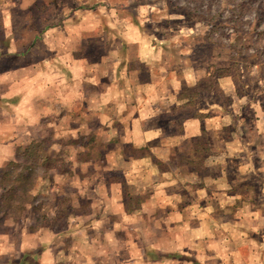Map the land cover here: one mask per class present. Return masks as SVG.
<instances>
[{
	"label": "crops",
	"instance_id": "crops-1",
	"mask_svg": "<svg viewBox=\"0 0 264 264\" xmlns=\"http://www.w3.org/2000/svg\"><path fill=\"white\" fill-rule=\"evenodd\" d=\"M33 1L38 0H25L16 9L12 0H0L1 178L10 163L24 160V151L30 145L50 148L48 136L52 147L71 138L79 146L73 151L90 161L94 159L93 154L90 156L93 149L104 150L111 159V154L118 151L114 158L122 161L124 157L137 168L146 166L143 175L149 173L153 179L146 187L150 190L146 203H154L153 207L142 211L143 215H132L131 220L164 223L163 250L147 247L144 261L264 264V213L260 211L264 207L262 66L248 64V69L252 66L244 87L228 70L205 67L206 56L194 43L195 34L182 41L179 55L174 57L170 43L164 45L144 34L139 24L108 18L113 10L122 17L135 15L138 21L145 8L154 13L150 0L141 10V4L127 0H44L46 8L52 10L43 18L42 10L36 9L38 13L33 9L28 15L27 7L32 8ZM110 28L117 29L119 38L103 40ZM165 55L170 63L179 60L183 64L185 69L178 76L165 59L162 61ZM177 110L188 115L171 121L177 123V129L169 133L164 121ZM108 111L113 115L111 120ZM172 140L176 144L189 142L194 150L189 157L186 153L171 155L167 146ZM219 142L223 148L217 151ZM159 148L165 154L159 155ZM55 152L53 157L58 159L59 151ZM203 161L207 162L205 175ZM122 167L109 169L106 182L91 187L94 192L104 187L103 192L108 193L99 207L124 203L126 177L121 175ZM184 170L187 172L182 173ZM142 171L136 177L140 178ZM54 173L59 175L57 170ZM239 176L242 178L234 182L233 178ZM221 184L226 189L221 190ZM143 189L139 187V191ZM4 191L0 186L1 201ZM162 191L166 197L174 194L176 201L154 197ZM187 192L190 199H180ZM249 192L251 196L246 194ZM249 206L254 213L239 214L240 207ZM219 208H224L226 221L236 224L231 232L220 228ZM107 217L89 216L84 220L96 223ZM29 220L35 232L26 230ZM43 222L39 216L21 219L0 215V264H60L57 245L63 234L55 232L53 222H49V241L45 243ZM242 223H248L250 229L261 226L251 231ZM118 225L107 235L99 226L93 229L99 230L93 235L96 253L106 248L105 237H114L110 246L119 243L116 233L122 225ZM132 232L137 235L138 249L141 234ZM120 236L122 242L124 234ZM146 236L152 244L159 235L151 238L147 230ZM62 263L70 264L66 260Z\"/></svg>",
	"mask_w": 264,
	"mask_h": 264
},
{
	"label": "rangeland",
	"instance_id": "rangeland-1",
	"mask_svg": "<svg viewBox=\"0 0 264 264\" xmlns=\"http://www.w3.org/2000/svg\"><path fill=\"white\" fill-rule=\"evenodd\" d=\"M45 1L49 2L50 0ZM12 2L15 3L16 9L18 5L25 4V0H12ZM33 2V5L32 2L30 4L32 8L27 7L28 15L33 14V9H35V12H38L36 9L42 10V18L43 15H46V17L49 14L51 15L52 8H46L44 0ZM126 2L141 4V10L144 7L143 5H147L148 0H127ZM149 2L154 7V13L151 14L145 8L140 11L138 21L135 15L122 17L118 16L113 10H111L112 14H109L108 18L116 17L117 20L120 17L123 22L133 21L139 24L140 27H144V34L152 35V38H155L159 43H164V45L168 46L166 43H170L171 53L174 57H178V46L182 41L189 40L190 36L195 34L197 39L194 43L203 48L206 56L205 67L214 68L216 66L215 69L218 71H221L222 67L223 70H228L235 77L240 76L239 82H243V84L246 82L247 74L252 66L248 69V64L257 63L264 69V0H150ZM110 5V7H115L112 6L114 4ZM26 12L20 11L22 15ZM116 30L108 29L107 33L103 34V40L107 38L118 39L119 33ZM106 34L108 35L106 36ZM167 49L169 50V47ZM166 58L165 55L162 61L165 59V64L170 65L169 69L176 76L185 69L179 60L170 63ZM155 65H157L156 62ZM189 90H187V93L191 94ZM183 113L179 110L169 113L166 118L167 121H164L169 133H174L177 129V123L171 124V121L180 120ZM106 115L109 120L113 119L110 111ZM183 115L187 116L188 113ZM87 130L85 129V132ZM47 139L50 146L48 153L51 159L47 163L36 160L28 161L27 166L35 167L27 170L30 173L28 180H25L24 177L18 179V174L26 162L21 159L18 160L21 166L13 167L7 176L2 178L0 176V186L5 190L4 197L2 201L0 200V215L21 217V219L23 217L30 219L39 216L44 221L42 232L45 243L49 241V234L47 233L50 227L49 222H53L51 226L54 231L63 234L61 235L62 238L60 237V243L57 245V248L60 249L59 256L62 260L69 261L70 264H152V262L144 261L143 253L147 247L156 248L159 251L163 250L161 238L164 223H134V220H131L132 215H143L142 211L147 212L148 208L154 205V203H150L151 205L148 206L146 203L147 200H150L146 197L150 191L146 187L148 181L152 182L153 180L151 174L145 173L143 175L146 166L137 168V165L129 164L124 157L122 161H119V159L114 158V154L118 157V151L111 154L113 156V159H111L106 157L104 150L93 149L90 156L93 154L94 159L92 161L86 160L73 151L79 146L76 147L71 138L69 140L63 139L62 143H67L65 145L60 143L53 145V147L49 136ZM176 143V140L170 141L169 146H167V153H171V155L186 153L189 157L188 154L194 150L189 142ZM202 145L205 144L202 143ZM222 148L220 142L215 146L217 151ZM55 151H59L58 160L53 157ZM107 151L109 150L107 149ZM129 151L130 149H128ZM157 153L159 155L165 154L160 148ZM128 154L131 155V153ZM204 154L202 152L203 156ZM68 156L71 157L68 158ZM116 165L117 167L118 165L123 166L121 175L126 177V184L123 189L124 203L119 206L99 207V205H102L101 200H104L107 192H103L104 187L98 188L97 192L92 191L91 187L106 182V171ZM206 165L207 162L203 161L201 166L204 170L203 175L207 173L205 171ZM56 170L59 172L57 176L54 175ZM140 171H142L141 177H136ZM184 172L186 173L187 170L182 171V173ZM239 178H242V176L234 177L233 181L235 182ZM219 186L222 187L221 190L227 187L222 184ZM139 187L140 189L145 188L139 191ZM186 188L188 190V187ZM189 193H184L185 195L181 196L180 199L188 201L190 199ZM165 194L164 191L157 192L154 197L167 200L168 197L170 199L175 197L174 194L170 195L169 193L168 197L164 196ZM224 194L226 195V193ZM246 194L252 195L250 192ZM173 201L176 200L173 199ZM142 204H144V210L139 208V205ZM138 209L141 212H136ZM223 209L219 208L218 210L220 212L218 219L222 221L220 222V228L231 232L236 228V224L226 221L228 217L223 214ZM253 210L251 206L249 208L240 207L239 214L248 216L254 213ZM260 211L264 213V207H261ZM106 214L108 216L107 220H96V223H92L91 220H84L89 216L99 218ZM21 223L23 225V222ZM115 225H122L120 232L116 233V239L119 243L110 246L109 244L115 241L114 237H105L103 238V246L106 248H101L104 250H97L96 253L93 235H95L94 232L99 230L94 231L93 229L99 226L101 231H107V235L108 230L114 231ZM242 225L251 231L255 227L259 229L261 226L256 224L250 229L248 223H242ZM25 228L29 232H35L34 226L30 225V220ZM147 230H149L151 238H154L155 234L159 235L157 237L158 241L151 244V240L146 236ZM132 231L138 232V235L141 234L138 249H136L137 235ZM121 234H124L125 237L122 242L120 241ZM204 251L206 250L204 249ZM61 259H59L60 264H65L62 263ZM157 264H163V262L159 261Z\"/></svg>",
	"mask_w": 264,
	"mask_h": 264
},
{
	"label": "trees",
	"instance_id": "trees-1",
	"mask_svg": "<svg viewBox=\"0 0 264 264\" xmlns=\"http://www.w3.org/2000/svg\"><path fill=\"white\" fill-rule=\"evenodd\" d=\"M239 78H241L239 76ZM151 146V145H149ZM148 146V147H149ZM143 149H148L147 147ZM203 151L207 150L206 148H202ZM51 159L49 153H48V148L45 146V144H32L29 147H27L24 151V160L26 161L21 169V171L18 174V179H21L24 177L25 180H28L30 177V173H28L27 170L30 168H33V166L29 165L27 166L26 163L30 160H36V161H42L43 163H47ZM58 160V159H57ZM21 166V163L18 162H12L10 163L6 169H4V172L6 173L5 176L10 174L11 170L15 166ZM34 165V164H33ZM36 166V165H34ZM161 166V163H160ZM35 168V167H34ZM33 168V169H34ZM27 171V173H26Z\"/></svg>",
	"mask_w": 264,
	"mask_h": 264
}]
</instances>
